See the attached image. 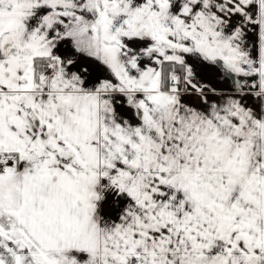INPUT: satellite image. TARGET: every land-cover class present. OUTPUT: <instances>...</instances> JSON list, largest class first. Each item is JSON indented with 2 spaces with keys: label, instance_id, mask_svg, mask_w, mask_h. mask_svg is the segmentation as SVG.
I'll use <instances>...</instances> for the list:
<instances>
[{
  "label": "snow or ice",
  "instance_id": "6c2138e0",
  "mask_svg": "<svg viewBox=\"0 0 264 264\" xmlns=\"http://www.w3.org/2000/svg\"><path fill=\"white\" fill-rule=\"evenodd\" d=\"M0 264H264V0H0Z\"/></svg>",
  "mask_w": 264,
  "mask_h": 264
}]
</instances>
